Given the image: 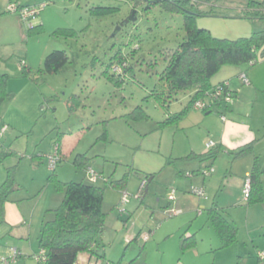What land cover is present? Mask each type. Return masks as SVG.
<instances>
[{"label": "rangeland", "instance_id": "rangeland-1", "mask_svg": "<svg viewBox=\"0 0 264 264\" xmlns=\"http://www.w3.org/2000/svg\"><path fill=\"white\" fill-rule=\"evenodd\" d=\"M263 1L189 0L182 9L199 12L195 26L208 30L214 38L235 40L264 30V20L249 19L256 7L253 3ZM19 2L30 7L47 5L32 20L37 28L28 31L0 0V75L7 76L9 90L16 94L0 106V116L9 119L5 122H10L12 128L7 126L0 140V145L2 142L7 148H3V153L10 152L0 157V171L10 168V159L28 165L31 145L42 143L41 149L47 151L54 140L57 142L58 132L68 136L63 148L74 151L58 161L54 174L45 160L34 183L28 169H16V182L29 189L23 192L24 196H32L37 190L33 198L44 196L39 205L43 211L36 214L35 210L33 225H23L22 231L29 232V239L26 237V244L20 245L25 249L24 257L17 258L15 264H37L29 254L37 250L41 222L53 218V213L45 210L57 208L63 199L64 191L56 182L87 181L83 167L74 164L80 155L85 157V166L99 176L96 186L104 189L102 210L106 217L99 252L107 254L111 262L122 257L126 237L132 240L140 234L129 244L125 260L137 256L145 246L148 264L239 263L232 253L242 255L244 248L217 249L216 233L206 222V210L213 200L227 207L236 193L234 185L240 178L231 171L232 159L219 153L211 167L213 173L204 176L208 162L200 164L190 155L192 150L196 155L209 152L206 144L210 141L217 145L226 120L224 114L230 117L231 112L221 113L218 107L209 113L192 109L202 118L160 126L170 114L183 110L192 95L191 91L182 92L171 101L161 96L166 91V84L160 80L166 67L164 56L185 40L183 13L168 12L160 5L149 7L145 2L137 4L134 0ZM53 51H63L67 62L56 73H48L42 70L43 62ZM22 61L27 74L22 71ZM238 67L247 70L253 65L223 66L211 83L217 84ZM239 81L244 85L240 77ZM261 99L258 96L257 100ZM234 102L235 97L226 110H232ZM46 126L54 128L50 137L46 135L48 129L41 134ZM30 131L35 132L37 139H29L30 148L26 151ZM261 134L264 130L260 129ZM53 153L54 146L49 154ZM198 164L201 170L192 172ZM140 175L153 179L147 184L139 179ZM44 178L47 184L40 185ZM121 180L125 182L121 189L110 186ZM192 188L204 189L206 199L191 194ZM169 195L174 200L169 201ZM171 209L180 213L172 215ZM238 213L239 238L243 240L251 234L264 242L262 212H258L253 231L241 224L243 212ZM194 230H198L199 240L204 239L203 244L198 243V257L194 252L183 254L179 250V238ZM17 243L15 236L0 235V247H17ZM209 243L213 249L202 254Z\"/></svg>", "mask_w": 264, "mask_h": 264}, {"label": "trees", "instance_id": "trees-1", "mask_svg": "<svg viewBox=\"0 0 264 264\" xmlns=\"http://www.w3.org/2000/svg\"><path fill=\"white\" fill-rule=\"evenodd\" d=\"M137 4L145 2L150 5H160L168 12H182L185 40L178 48L164 56L166 67L160 76L164 82L165 93L161 96L165 101L173 100L178 94L191 91L187 105L178 113L170 114L160 126H168L183 120L188 112L192 110L195 101L203 98L210 90L212 77L223 66H240L243 64H255L256 53L264 44V30L252 33L249 37L235 40L214 38L208 30L199 29L195 26V18L199 12L183 11V4L189 0H134ZM9 3H18L19 0H8ZM256 7L249 10L253 12L252 20H264V1L253 3ZM149 7L147 9H149ZM34 27L32 30H35ZM29 31V30H28ZM67 62L63 51L49 53L43 62V71L56 73ZM24 70V71H23ZM26 64L22 71L27 74ZM7 90V76L0 75V106L11 98ZM212 109L204 110V113ZM55 148V147H54ZM57 155L62 160L59 144H56ZM252 151L251 144L241 147L234 153V158L247 155ZM220 150L215 146L207 154L200 156V160H215ZM51 155V154H46ZM44 155L42 158L45 159ZM84 156L74 160V164L85 166ZM46 160V159H45ZM57 166V165H56ZM52 174L55 169L51 170ZM261 173L254 163L250 174V191L246 203L248 205L262 204L264 202V191L261 183ZM53 176V175H52ZM148 178V176H146ZM58 188L64 191L61 204L50 210L53 213L51 220L43 221L38 237V253L43 250L45 261L43 264H76L79 254L89 253L104 259L93 248L99 246L101 235L105 228V217L102 210L104 189L96 186V182L87 181L60 183L56 182ZM125 182L121 180L118 184L110 185L121 189ZM18 184L15 179V169L6 170V179L0 185V219L3 223L4 204L8 202L10 195L17 191ZM207 222L215 230L220 239L221 247L226 248L236 240L237 228L230 223L222 213L211 207L207 210ZM196 241L193 237L180 238V248L185 252L193 248ZM33 257V256H32ZM120 264V262L116 263ZM128 264H147L145 248L142 246L135 258Z\"/></svg>", "mask_w": 264, "mask_h": 264}, {"label": "crops", "instance_id": "crops-1", "mask_svg": "<svg viewBox=\"0 0 264 264\" xmlns=\"http://www.w3.org/2000/svg\"><path fill=\"white\" fill-rule=\"evenodd\" d=\"M1 1L5 2V8H6L7 4L9 3L8 0H1ZM17 5L18 6H31L28 4H23L21 2H18ZM232 73H235L236 75L233 76ZM232 73L228 74L226 77H223L221 81L217 82V84L224 82V81L229 82L230 88L232 89V91L235 95V102L232 105L233 106L231 108L232 110H230V111H229V109L226 110L225 108L223 110V108L221 106H215V107L222 109L221 113L224 111H225L224 113L231 112L230 117L228 116V114L227 115L224 114L226 116V120L222 123L221 135H220L221 138L217 142L216 146H217V148H219L220 153H224V155L230 156V158L232 159V161H230L231 171H234V174L237 177H239L240 179L234 185L236 193H235V195H232L233 199L230 202L231 204H229V206H227V207L226 206H220L216 202V200H213V202L211 203V206L209 208L216 207L222 213V215L237 228V235H236L235 242L233 244L227 246L226 248H220L221 247L220 239L216 234L217 239H218V243H219V245L216 246L217 249H219V250H226V249L231 250L228 248L243 247L244 253L242 255H240L238 252L232 253V256H235L236 261H239V263L237 262V264H241V263L242 264H262V263H264V257L261 259L259 257V254L261 252H264V242L261 241V239H259V236H258V239H256L251 234H248V236L243 240H241V237L239 238V231H238L239 213H238V211L240 210V212H243L241 224L247 230L249 229L250 231H253V229H256V227H255L256 224H254L255 223L254 221L258 219L257 218L258 212H262L261 220H262V225H264V202L262 204L248 205L245 201H243V198H240L241 194H242L243 183H244L245 179H248L250 177L251 170H252L254 163H256L258 170L261 173H263V174H261L260 179H261V183H262V187H263V191H264V134H261V136H260V129L264 130V44L256 53V64H254L253 67H251L250 69H247V70H245L244 68L238 67ZM242 73H244L246 75L247 79L249 80V85L244 86V85L240 84L239 75ZM233 77L236 79L235 81H233ZM211 84L213 86L216 85V83H214V84L211 83ZM7 90L12 95L11 98H14V96L16 94L9 90V85H7ZM249 94H251V95H249ZM249 96H252L253 99L249 98ZM258 96H261V98H263V99L257 100ZM257 101H259V102H257ZM257 103L259 105H256ZM197 116L202 118V115L198 114L197 111L190 110L188 112V114L186 115V117L182 121H186V120L193 118V117L196 118ZM5 119H7V118L3 117L2 115L0 116V125L4 124V125L8 126L9 128H11V125L9 124L10 122L9 123L5 122ZM7 120L9 121V119H7ZM182 121H180V122H182ZM49 125H51V124H49ZM258 125H261V126L259 127ZM47 129L49 130V132H48L49 134L46 132ZM53 129L54 128L52 126L51 127L46 126V128L42 129L41 134L43 135V133H45V134L47 133L46 135L47 136L49 135V137H50ZM11 134H13V132ZM27 134H28V136H27L28 141H27L26 151H28L30 148L28 145L29 139H32V138L34 140L37 139V138L36 139L34 138L35 137L34 131H30ZM56 136H57L56 137L57 142H55V140L52 142V144H53V145H51L52 148H53V146L56 147V144H59L60 154L63 158L71 155L74 151L72 148H69V147L63 148V145H65V140L68 138V136L63 134V133H59V132L57 133ZM248 144H251L252 151L250 153H248L247 155H244L242 157L234 158V153L236 151H238V149H240L241 147H244ZM41 146H42V143L38 144V145L35 144L34 146L31 145L32 155H31V161L28 163V165L21 163V162H13V159L8 160L7 165H9L10 168H14L15 171L19 167L20 168L24 167V169L25 168L28 169L29 172L31 173V175H33V176H31V181L34 183V176L36 175V172L38 171V169L42 168L41 165L45 162V159L42 157L46 154H49L52 151V148L45 151V150L41 149ZM3 148H4V144L1 142L0 157L8 156L10 154V152H9V154L3 153V150L7 149V148H4V149ZM14 153L15 152H12V154H14ZM205 154H207V153H205ZM205 154L196 155L193 152V150L190 152V155H192V157H194V159L198 160V162L200 164L204 163V162H208V165H205V166L207 168L212 167L217 158L215 160H211V159L200 160V156H203ZM40 156H42V157H40ZM239 162H241V164H244V165L242 166ZM199 166L200 165L198 164L197 168H194L196 170L193 169L192 172L200 171L201 168H199ZM7 169L8 168H6L5 171L4 170L0 171V185H2L6 179V170ZM46 171L47 170L45 169V172ZM181 176H183V174ZM15 177H16V174H15ZM191 178H189V179L192 182ZM152 179H153V177H152ZM38 183H39V181H38ZM40 183H42L40 185H43V183L47 184L46 178H44V180L42 179V182H40ZM17 184H18V189H17V191L12 193L13 194L12 196L19 195L21 198L18 200V199H14L12 196H10L8 202H6L4 204L3 223L0 222V235L8 233V235L11 238H13L15 236V237H17L18 243L16 244L17 247L16 246L15 247H9V246L0 247V256H7L10 249H15L17 252H19V251L21 252V253H18V259H19V258L24 257V255L22 254V251L25 250L24 247H20V245L26 244V242H25L26 237H28V239H29V232H23L22 231V230H24L23 225L29 224V227L32 226L33 225L32 221L34 218L35 210H37L36 214L41 213L43 211V209L41 210V207L39 205H40V202H41L44 194L38 198H36V197L33 198L34 195L39 191V190H37V192L35 194H33L32 196L30 194H28L29 197L24 196L23 192L28 191L29 189L27 190L25 188V186L20 185L18 182H17ZM203 185H204V183H203ZM234 187H233V189H234ZM26 204H28V205H26ZM242 208H244V209H242ZM53 209H55V208H47L45 211H46V213H48L50 210H53ZM207 210H206V212H207ZM174 211H178V210H174ZM0 221H1V219H0ZM206 222H207V220H206ZM42 223L43 222H41V225H42ZM207 224L209 227L212 228V226L209 225L208 222H207ZM40 229H41V227H40ZM39 233H40V230H39ZM197 234H198V230L197 231L194 230V232H192V234L185 233L181 236V237H185V238L193 237L195 239V241H196L195 246L193 248L185 251V252H189V251L194 252V256H196V257L199 256L198 255L199 254L198 243L199 242H201L202 244L204 243V239L200 238V240H199L198 239L199 236H197ZM139 235L137 234V236L132 240H130L131 239L130 237H126L124 239V243L127 242V245L125 247V252H123L122 257L116 263L120 262V264H128L133 259L132 258L130 260H125L126 250L129 247V244L131 242H135L136 239L139 237ZM38 237H39V235H38ZM180 238H179V250L181 251ZM212 245L213 244L209 243L207 245V248L202 251V254L207 253V250H209V249H213V248H211V247H213ZM99 246H100V244H99ZM99 246L93 248L95 251H97L98 254H100V252H99L100 247ZM248 247H249V249H248ZM144 248H145V246H144ZM38 251H39V249L37 247V250L30 252L29 255L33 256V255L37 254ZM185 252H182V253L184 254ZM227 252H230V251H227ZM145 253H146V248H145ZM226 254H229V253H225V255ZM100 255H104L105 258L101 259V258H98L96 255H91L89 253L79 254L78 258H77V263L78 264H116L115 262H111L107 258V256H106L107 254L102 253ZM146 263L148 264L147 260H146ZM23 264H25V263L23 262Z\"/></svg>", "mask_w": 264, "mask_h": 264}, {"label": "built area", "instance_id": "built-area-1", "mask_svg": "<svg viewBox=\"0 0 264 264\" xmlns=\"http://www.w3.org/2000/svg\"><path fill=\"white\" fill-rule=\"evenodd\" d=\"M47 5V3H42L39 7H30V6H18L16 3H8L6 10L8 13L17 15L19 22L22 24V26L26 27L28 30H31L34 28V24L32 23L33 18L37 14V12L44 8ZM25 65V62H21V67ZM253 64H249V66H252ZM240 79L243 82L244 85H249V80L247 79L246 75L244 73L240 74ZM234 93L229 87V83L227 81L221 82L219 84H216L213 86L210 90H208L203 98L195 101L192 105V109L194 110H209L213 109L215 106H224L226 109L228 105L232 104L234 101ZM7 130V126L2 124L0 125V140L3 137L4 133ZM216 145L210 141L206 144L207 149H213ZM46 161L48 162V168L50 170H54L56 165L58 164L59 157L57 155V148H54V153L51 155L45 156ZM87 180L89 182L95 183L97 182L99 176L93 172L91 169H87L85 171ZM213 173V169L211 167L207 168V170L203 171L202 174L204 176H210ZM145 185V182H143L142 186ZM250 191V179H245L243 183V189H242V195H243V201H247L248 195ZM191 194H194L195 196L206 199L205 191L204 189H194L192 188L190 191ZM168 200L172 201L174 200L173 195L168 196ZM177 213H180V211H174L171 210V214L175 215ZM144 241L147 240L146 237L143 238ZM259 257L262 259L264 257V252H261L259 254ZM18 258V252L15 249H10L7 256H1L0 257V264H14L15 261ZM33 258L37 264H43L45 261L44 257V251L41 250L39 253L33 255ZM78 264V263H76Z\"/></svg>", "mask_w": 264, "mask_h": 264}, {"label": "water", "instance_id": "water-1", "mask_svg": "<svg viewBox=\"0 0 264 264\" xmlns=\"http://www.w3.org/2000/svg\"><path fill=\"white\" fill-rule=\"evenodd\" d=\"M139 179H141L142 181H145L147 184H149L152 181V177L146 178L144 175H140ZM147 189L148 187L146 186L145 191H144L145 193L147 192Z\"/></svg>", "mask_w": 264, "mask_h": 264}]
</instances>
